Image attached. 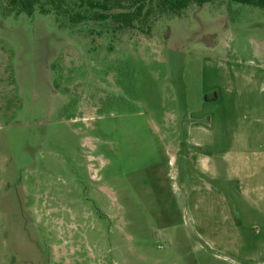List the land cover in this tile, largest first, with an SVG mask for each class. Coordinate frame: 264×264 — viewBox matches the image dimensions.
Returning a JSON list of instances; mask_svg holds the SVG:
<instances>
[{
    "label": "rangeland",
    "instance_id": "obj_1",
    "mask_svg": "<svg viewBox=\"0 0 264 264\" xmlns=\"http://www.w3.org/2000/svg\"><path fill=\"white\" fill-rule=\"evenodd\" d=\"M9 11L0 264H264V215L196 170L225 171L264 104V9L205 3L150 35ZM196 171L214 188L200 215Z\"/></svg>",
    "mask_w": 264,
    "mask_h": 264
},
{
    "label": "trees",
    "instance_id": "obj_2",
    "mask_svg": "<svg viewBox=\"0 0 264 264\" xmlns=\"http://www.w3.org/2000/svg\"><path fill=\"white\" fill-rule=\"evenodd\" d=\"M11 13L18 16L35 12L54 14L59 26L103 22L113 33L140 31L150 35L156 22L181 16L193 6L224 0H6ZM259 6L264 0H233Z\"/></svg>",
    "mask_w": 264,
    "mask_h": 264
},
{
    "label": "crops",
    "instance_id": "obj_3",
    "mask_svg": "<svg viewBox=\"0 0 264 264\" xmlns=\"http://www.w3.org/2000/svg\"><path fill=\"white\" fill-rule=\"evenodd\" d=\"M255 84H261L262 89L259 92L264 93V80L256 79ZM262 100V99H261ZM253 104V113L250 115L251 132L243 130L240 137L241 143L237 150V159L228 160L226 170L219 175L217 170H211L203 163L196 164L201 172L213 178L220 177L228 181V189H231L229 183L231 179H236L237 190L232 187L233 195H238L242 202L249 206L247 209H241L242 212L264 215V104ZM194 146H204L205 141L199 138L193 140ZM193 172L191 179L193 181V192L195 197V207L198 215L202 209V201L212 197L214 192L213 186L205 182L204 175ZM195 191V192H194ZM197 194V195H196ZM223 194V193H222Z\"/></svg>",
    "mask_w": 264,
    "mask_h": 264
}]
</instances>
